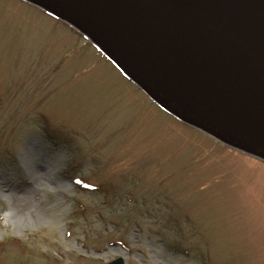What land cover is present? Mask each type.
Masks as SVG:
<instances>
[{"label": "rangeland", "instance_id": "374dc122", "mask_svg": "<svg viewBox=\"0 0 264 264\" xmlns=\"http://www.w3.org/2000/svg\"><path fill=\"white\" fill-rule=\"evenodd\" d=\"M264 264V164L159 111L90 43L0 0V264Z\"/></svg>", "mask_w": 264, "mask_h": 264}, {"label": "water", "instance_id": "95a60500", "mask_svg": "<svg viewBox=\"0 0 264 264\" xmlns=\"http://www.w3.org/2000/svg\"><path fill=\"white\" fill-rule=\"evenodd\" d=\"M23 1L84 35L163 111L264 162V0Z\"/></svg>", "mask_w": 264, "mask_h": 264}]
</instances>
